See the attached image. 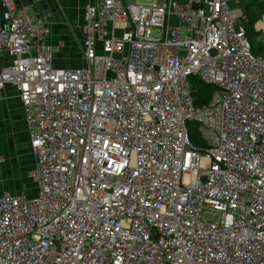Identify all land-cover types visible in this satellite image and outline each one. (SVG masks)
Returning <instances> with one entry per match:
<instances>
[{
	"label": "built area",
	"instance_id": "obj_1",
	"mask_svg": "<svg viewBox=\"0 0 264 264\" xmlns=\"http://www.w3.org/2000/svg\"><path fill=\"white\" fill-rule=\"evenodd\" d=\"M248 1L89 0L82 63L61 68L50 23L1 0L0 91H18L36 192L0 191V264H264V16L254 55ZM192 78L214 88L200 108Z\"/></svg>",
	"mask_w": 264,
	"mask_h": 264
},
{
	"label": "crops",
	"instance_id": "obj_2",
	"mask_svg": "<svg viewBox=\"0 0 264 264\" xmlns=\"http://www.w3.org/2000/svg\"><path fill=\"white\" fill-rule=\"evenodd\" d=\"M16 1L31 15L49 19L51 24L47 44L54 49L53 65L61 68L76 67V64L65 63L69 54L73 53L72 51L76 52L74 62L77 59L76 55L78 56L81 52L83 8L89 0ZM161 2L162 0L159 3ZM253 8L262 14V17L264 16V0H257ZM2 10L0 0V23ZM57 56L65 58V63ZM11 61V57L0 55V70ZM0 157L3 159L0 164V191H9L14 195L33 196L36 187L28 178V173L34 167V156L29 147V137L18 91L10 85L0 91Z\"/></svg>",
	"mask_w": 264,
	"mask_h": 264
},
{
	"label": "trees",
	"instance_id": "obj_3",
	"mask_svg": "<svg viewBox=\"0 0 264 264\" xmlns=\"http://www.w3.org/2000/svg\"><path fill=\"white\" fill-rule=\"evenodd\" d=\"M257 0H250L244 5V13L246 15V21H245V33L247 39L251 43V50L254 55H259L263 52V44L259 42V47L257 48L252 44L251 38L255 36V38H258V33L254 27L255 25L261 20L262 14L259 12H256L253 8ZM259 50V51H258ZM190 85L192 89V95L194 98V105L197 108L202 107L203 105L207 104L208 101L211 99L214 90L212 89V86L206 85L202 83L197 78H192L190 80ZM189 136L194 145H203L200 133L198 131V127L196 124H190L189 125Z\"/></svg>",
	"mask_w": 264,
	"mask_h": 264
},
{
	"label": "rangeland",
	"instance_id": "obj_4",
	"mask_svg": "<svg viewBox=\"0 0 264 264\" xmlns=\"http://www.w3.org/2000/svg\"><path fill=\"white\" fill-rule=\"evenodd\" d=\"M132 2H135V3H139V4H144V5H151V4H153V3H159L160 2V0H132ZM49 23H50V21H49V19L47 18V17H44ZM262 19V18H261ZM259 23H261L262 24V21H259L257 24H259ZM51 24V23H50ZM245 23H243V26H245L244 25ZM256 24V25H257ZM256 27V26H255ZM254 27V29L256 30V28ZM261 26H259L258 28H260ZM257 31V30H256ZM259 35H258V38H255V36L254 37H252L251 38V41H252V44L257 48V46L259 47V42L260 43H262V35H263V32H259L258 33ZM64 48V47H63ZM62 48V49H63ZM259 51V50H258ZM61 52V51H60ZM60 52H59V54H60ZM73 53H70L69 54V58H67L66 59V63H65V61H64V59L65 58H63V57H58L59 59H62L63 61H64V63L65 64H68V65H73V64H76L75 66H77V65H80L81 63H82V56H81V52H80V57H79V55L77 56L76 55V61L74 62V57H75V54H76V52L75 51H72ZM75 53V54H74ZM78 53V52H77ZM212 89L214 90V88L212 87ZM203 218L204 219H209V220H214L215 218H216V215L215 214H212V213H210V212H206V213H204L203 214Z\"/></svg>",
	"mask_w": 264,
	"mask_h": 264
},
{
	"label": "bare ground",
	"instance_id": "obj_5",
	"mask_svg": "<svg viewBox=\"0 0 264 264\" xmlns=\"http://www.w3.org/2000/svg\"><path fill=\"white\" fill-rule=\"evenodd\" d=\"M259 26H262V25H261V23L257 24V26H256V27L258 28Z\"/></svg>",
	"mask_w": 264,
	"mask_h": 264
}]
</instances>
